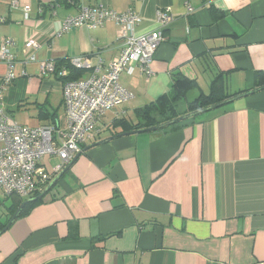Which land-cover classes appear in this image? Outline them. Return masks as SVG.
Here are the masks:
<instances>
[{"label": "crops", "instance_id": "1", "mask_svg": "<svg viewBox=\"0 0 264 264\" xmlns=\"http://www.w3.org/2000/svg\"><path fill=\"white\" fill-rule=\"evenodd\" d=\"M99 5L139 15L136 35L157 29V10L174 15L151 78L136 66L120 76L134 98L103 120L101 135L114 120L136 122L133 111L171 96L178 80L192 83L176 101L179 115L199 97L226 99L264 86V0H0V47L13 40L18 62L3 94L15 122L21 124L19 116L30 127L64 123L62 82L40 79L39 62L88 55L106 66L118 57L111 22L56 36L81 6ZM33 36L37 62L23 65L24 43ZM5 72L0 61V76ZM193 91L198 95L185 102ZM226 105L170 133L126 135L81 152L43 200L0 236V264H264V90ZM59 108L61 119H45ZM58 163L53 155L39 166L50 173Z\"/></svg>", "mask_w": 264, "mask_h": 264}, {"label": "built area", "instance_id": "2", "mask_svg": "<svg viewBox=\"0 0 264 264\" xmlns=\"http://www.w3.org/2000/svg\"><path fill=\"white\" fill-rule=\"evenodd\" d=\"M144 1V0H139ZM72 3V0H67ZM19 4L13 1L11 9ZM24 19L29 18L30 6L22 8ZM193 13L194 8L186 7ZM134 11L118 13L105 6H82L74 16L66 17L56 32L61 36L74 28L96 29L106 23L117 27V42L121 45L120 54L106 66L96 57L95 64L88 55H80L68 60L71 67L88 72L86 78L62 83V106L64 123L57 126L30 127L18 124L7 112L4 105V92L17 78L13 53V40L5 39L0 47V61L6 72L0 76V199L9 196L27 198L43 190L48 183L82 151L85 144L91 143L103 132V120L133 99V94L120 81L123 73L132 75L135 66L140 76L146 80L153 75L152 63L158 47L165 42L164 30L174 20L170 9L157 10V29L142 35L134 30L141 22ZM2 20L0 19V22ZM40 47L36 36L24 43V58L21 64L36 63L35 52ZM40 79L56 73L55 63H38ZM21 76L26 73L21 71ZM58 77H65L67 71H58ZM57 156L59 163L50 173L43 171L39 164L44 157Z\"/></svg>", "mask_w": 264, "mask_h": 264}, {"label": "trees", "instance_id": "3", "mask_svg": "<svg viewBox=\"0 0 264 264\" xmlns=\"http://www.w3.org/2000/svg\"><path fill=\"white\" fill-rule=\"evenodd\" d=\"M67 2V0H66ZM68 5H74L75 0H72V3H68ZM82 7V6H81ZM88 7V6H86ZM95 7V6H94ZM55 67H56V73L53 75L56 80H59L62 83H65L67 81H72V80H77L81 77H83L85 71L84 70H79L71 67L68 63L67 60H62V61H56ZM61 69H65L67 71V75L65 77H58V71ZM181 80H178L174 86L173 94L169 97H162L158 99L157 101L150 103L149 105L140 108V109H135L133 111V116L135 118L134 123H132L128 118L123 117L121 119H117L112 121L109 126L107 127L106 130H108L110 133H103V135H99L95 141L98 139H101L102 137H108V136H113L118 134L119 132L126 133L138 129H143V128H148V127H153L160 125L162 123L171 121L177 117H180L182 115L194 112L196 110L208 107L212 104L219 103L221 101H224L226 99H213L211 95L209 96H202L199 97L197 100L189 103L187 105V111L179 115L176 112V101L183 98L184 93L191 88L192 83L191 82H180ZM45 119H50V120H56L57 119V112L52 113L51 115L45 114ZM192 119V118H190ZM188 120V119H187ZM184 120V121H187ZM142 121V123H140ZM182 121V122H184ZM176 123L172 124L166 128L160 129L157 132L158 133H170L172 131H175L178 126L182 123ZM105 130V131H106ZM102 136V137H100ZM94 141V142H95ZM42 191V190H41ZM41 191L35 193L33 196L29 197H36ZM6 198H12L11 204L4 206V210L1 212L5 215L4 220L2 219V214H0V230H2L6 223L9 221L11 216L14 214V212L17 210V208L25 201L26 199L23 198H18L15 196H9ZM44 198V197H43ZM37 200L35 202H31L26 204L20 211L17 219L25 214H27L31 209H33L36 205H38L42 200ZM25 199V200H24ZM16 219V220H17Z\"/></svg>", "mask_w": 264, "mask_h": 264}, {"label": "water", "instance_id": "4", "mask_svg": "<svg viewBox=\"0 0 264 264\" xmlns=\"http://www.w3.org/2000/svg\"><path fill=\"white\" fill-rule=\"evenodd\" d=\"M260 90H264V86L259 87V88H256V89H253V90H250V91H247V92L242 93L240 95H237L235 97L228 98V99H226L224 101H221L219 103L212 104V105H210L208 107H205V108L196 110L194 112H191V113L182 115V116L177 117V118H175V119H173L171 121L162 123V124L157 125V126L143 128V129H138V130H134V131L126 132V133H120V134L111 136L109 138L99 140V141H97L95 143H92V144L86 146L85 148H83V150L81 152L86 151L88 149H91V148H93L95 146L101 145V144H103L105 142H108V141H110V140H112L114 138H117V137H122V136H126V135L142 134V133H146V132H157L158 130L163 129V128H166V127H168V126H170L172 124H176V123L182 122L184 120H187V119H190V118H194L195 116H197V115H199L201 113H204V112H207L209 110H213V109L219 108V107H221L223 105H226L228 103L233 102L236 99H239L241 97H245V96H247L249 94H253V93L258 92ZM79 155H80V153L77 154L72 159V161L63 168V170L60 173H58L56 176H54L53 179L48 183V185L36 197L28 198L25 201H23V203L17 208V210L11 216V218L9 219V221L6 223L5 227L2 230H0V236L9 229V227L11 226V224L17 219V217H18L21 209L26 204L31 203V202H35L37 200H41L56 185V183L69 170V168L75 162V160L78 158Z\"/></svg>", "mask_w": 264, "mask_h": 264}, {"label": "rangeland", "instance_id": "5", "mask_svg": "<svg viewBox=\"0 0 264 264\" xmlns=\"http://www.w3.org/2000/svg\"><path fill=\"white\" fill-rule=\"evenodd\" d=\"M122 84V83H121ZM123 85V84H122ZM124 86V85H123ZM131 92V91H130ZM132 93V92H131ZM133 94V93H132ZM198 95V93L197 92H195V91H193V92H191L187 97H186V100H185V102H191L192 100H194V98L196 97ZM134 96V95H133ZM134 98V97H133ZM228 105H226V106H224V107H227ZM224 107H219L218 109L216 108V109H213V110H209V111H207V112H204V113H201V114H199V116L198 117H202V116H204V115H207V114H209V113H213V112H215V111H217V110H220V109H222V108H224ZM118 109H120V107H118ZM57 116H58V118H60L61 119V114H62V109L61 108H59L57 111ZM109 115H111L110 113H108L106 116H105V118L106 119H108V117H109ZM120 115V114H119ZM118 115V116H119ZM104 118V119H105ZM14 119L16 120V121H18L19 123H21V124H23V118L22 117H19V116H15L14 117ZM28 121H29V119L28 118H26ZM45 158V157H44ZM29 197H27V198H25V199H28ZM24 199V200H25ZM1 200V207H3L2 209H4V205L5 206H7V205H9V204H11V202H12V198H1L0 199ZM0 214H1V211H0ZM3 220H4V217L2 218Z\"/></svg>", "mask_w": 264, "mask_h": 264}]
</instances>
